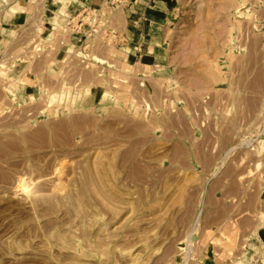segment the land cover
Returning <instances> with one entry per match:
<instances>
[{"label":"rangeland","instance_id":"rangeland-1","mask_svg":"<svg viewBox=\"0 0 264 264\" xmlns=\"http://www.w3.org/2000/svg\"><path fill=\"white\" fill-rule=\"evenodd\" d=\"M62 14L0 37V264L236 258L264 225V0H172L142 61L60 45Z\"/></svg>","mask_w":264,"mask_h":264},{"label":"crops","instance_id":"crops-1","mask_svg":"<svg viewBox=\"0 0 264 264\" xmlns=\"http://www.w3.org/2000/svg\"><path fill=\"white\" fill-rule=\"evenodd\" d=\"M171 1L122 0L120 10L124 27L117 31L118 47L119 52H123L128 60L142 61L150 57L154 59L158 55L166 31ZM104 2L105 0H0V37L7 38L20 25L34 21L43 24L42 33H45V38L54 39L62 12H73L82 7L98 8ZM68 44H78V36L69 35L67 44H64L67 49ZM263 143L261 139L259 148L264 149ZM262 164L264 165V160ZM261 184L264 189V166ZM262 197L260 212L264 211V190ZM210 245L208 240L206 250H209ZM209 254H205V264L214 261ZM221 264H264V225L244 242L236 258Z\"/></svg>","mask_w":264,"mask_h":264},{"label":"built area","instance_id":"built-area-1","mask_svg":"<svg viewBox=\"0 0 264 264\" xmlns=\"http://www.w3.org/2000/svg\"><path fill=\"white\" fill-rule=\"evenodd\" d=\"M104 4L98 8L82 7L79 10L69 12L68 23L60 29V33L65 37L69 35L78 36V42L85 41L94 31H99L105 37L113 36L118 39L117 32L112 29L114 19L110 16L111 9L120 6L122 0H105ZM88 36H87V35ZM64 45V41H60Z\"/></svg>","mask_w":264,"mask_h":264},{"label":"bare ground","instance_id":"bare-ground-1","mask_svg":"<svg viewBox=\"0 0 264 264\" xmlns=\"http://www.w3.org/2000/svg\"><path fill=\"white\" fill-rule=\"evenodd\" d=\"M262 213V212H261ZM264 215V214H263ZM259 218V217H258ZM264 218V217H263Z\"/></svg>","mask_w":264,"mask_h":264}]
</instances>
